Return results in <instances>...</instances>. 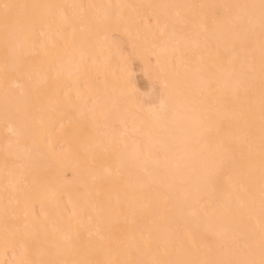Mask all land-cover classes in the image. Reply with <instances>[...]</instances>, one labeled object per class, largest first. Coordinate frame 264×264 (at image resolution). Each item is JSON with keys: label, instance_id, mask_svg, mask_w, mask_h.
<instances>
[{"label": "bare ground", "instance_id": "bare-ground-1", "mask_svg": "<svg viewBox=\"0 0 264 264\" xmlns=\"http://www.w3.org/2000/svg\"><path fill=\"white\" fill-rule=\"evenodd\" d=\"M10 2L84 7L69 8L45 25L46 43L30 60L42 66L45 75L53 68L56 79H42L39 93L29 88L26 75L11 68L5 75L0 39V264H22L25 256L5 243V233L11 241L17 231H30L34 222L70 221L77 226L81 253L69 258L118 264L135 258L118 245L142 223L175 231L204 204L223 216L224 208L217 207L221 188L198 180V156L207 149L198 142L189 118L212 103L209 93L201 91L207 72L198 70L224 59L213 35L223 20L212 6L259 0ZM98 4L113 6L114 15L93 20L96 10L87 6ZM155 5L196 7H149ZM137 69L146 88L136 81ZM129 72L138 94L125 86ZM49 87L63 89L59 107L43 96ZM159 88L165 92L163 112L169 119L158 121L150 109L160 104ZM6 106L29 121L42 154L21 151L31 145L30 139L10 143L16 138L9 124H16L6 122ZM145 159L151 161L148 174L136 167ZM132 173L139 182L127 180ZM229 182L225 179L221 185ZM247 189L243 184L242 191ZM255 197L258 210V182ZM128 200L137 202L134 212ZM89 217L93 223L98 217L108 221L99 234L105 237L102 250H97L99 235L78 228ZM206 228L201 223L197 231ZM223 230L222 225L211 230L209 241L219 239ZM255 258H260L258 250Z\"/></svg>", "mask_w": 264, "mask_h": 264}, {"label": "snow or ice", "instance_id": "snow-or-ice-1", "mask_svg": "<svg viewBox=\"0 0 264 264\" xmlns=\"http://www.w3.org/2000/svg\"><path fill=\"white\" fill-rule=\"evenodd\" d=\"M73 7L84 6L19 4L0 0V39L6 76L9 68L14 73L26 75L29 88L38 93L41 92L42 79H56L53 68L49 67L45 75L42 66L30 57L46 43L43 39L45 25L50 26L58 15ZM87 7L96 10L93 20L97 16L107 20L114 15L111 5ZM149 7L179 9L196 6ZM212 7L223 20L218 28L213 29V35L224 59L198 70L207 72L201 91L209 93L212 103L189 120L197 129L198 142L207 149L198 156V180L209 187L221 188L217 207L224 208L223 216L214 215L211 205L204 204L198 215L193 213L185 219V225H178L175 231L158 224L142 223L118 245V250L135 258L121 260L118 264H264V0ZM149 79L156 83L150 76ZM125 86L132 93H139L130 72ZM62 92L63 89L49 87L43 96L59 107L58 97ZM164 95V90L159 88L160 104L150 109L158 121L169 119L163 112ZM171 116H176L175 107ZM5 120L16 124L15 128L9 124V131L16 138L10 143L19 144L21 139H30L31 145L21 151L43 153V146L35 141L29 121L22 119L18 111H9L6 106ZM150 163L145 159L136 167L148 174ZM225 179L230 182L222 186ZM127 180L139 182L140 177L132 173ZM243 184L248 186L246 193L242 191ZM127 204L134 212L137 202L128 200ZM201 223L207 228L197 231ZM218 225L224 226L219 239L209 241L210 231ZM107 226V219L100 217L95 223L89 217L86 223L80 221L78 224L79 229L88 230L90 235H99ZM78 240L77 226L63 220L51 225L34 222L30 231H17L11 241L7 230L5 233V243L10 242L14 251L19 250L25 256L22 264H98L87 259L69 258L81 253ZM99 241L98 251L102 250L105 237L99 235ZM257 250L259 260L255 258Z\"/></svg>", "mask_w": 264, "mask_h": 264}, {"label": "rangeland", "instance_id": "rangeland-1", "mask_svg": "<svg viewBox=\"0 0 264 264\" xmlns=\"http://www.w3.org/2000/svg\"><path fill=\"white\" fill-rule=\"evenodd\" d=\"M135 67H137L136 64H134ZM136 81L139 85L140 88H146L147 84H146V81L145 79L141 76V73L140 71L137 69L136 71Z\"/></svg>", "mask_w": 264, "mask_h": 264}]
</instances>
